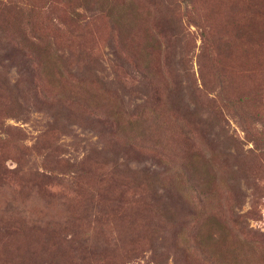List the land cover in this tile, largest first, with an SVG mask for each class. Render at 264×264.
I'll return each mask as SVG.
<instances>
[{
	"label": "rangeland",
	"instance_id": "obj_1",
	"mask_svg": "<svg viewBox=\"0 0 264 264\" xmlns=\"http://www.w3.org/2000/svg\"><path fill=\"white\" fill-rule=\"evenodd\" d=\"M130 1L0 0V264H264V0Z\"/></svg>",
	"mask_w": 264,
	"mask_h": 264
},
{
	"label": "trees",
	"instance_id": "obj_2",
	"mask_svg": "<svg viewBox=\"0 0 264 264\" xmlns=\"http://www.w3.org/2000/svg\"><path fill=\"white\" fill-rule=\"evenodd\" d=\"M121 1L123 2V0H121ZM118 6H119L118 12H120V10H121V12L123 11L122 13H120L121 14L120 17L123 19L125 26L128 24L129 16H132V17L138 16V14L136 13L137 10H136V7L134 5L133 0L130 1L129 4L128 3H122V5L118 4ZM148 39L150 41V47H152V48L156 47L155 43L157 42V40L154 37V35L149 34ZM49 48L51 49L50 46H49ZM39 55H40V57H46L48 62L52 61V54L46 49H42L40 51ZM146 59H147V61L150 60V58H148V56ZM198 129H200V126H198L196 128V130H198ZM194 173L196 174V176H197V173L199 174L197 168L194 169ZM191 183H194V182H191ZM195 183H196V185L192 186V188H190V191L192 192L193 196H195V198H197L201 202V198L203 197V194L201 192L202 184L198 181H196ZM203 202L204 201H202L201 203L203 204Z\"/></svg>",
	"mask_w": 264,
	"mask_h": 264
}]
</instances>
